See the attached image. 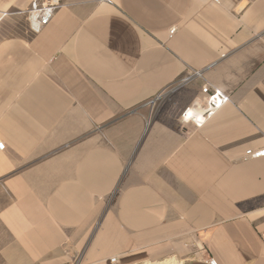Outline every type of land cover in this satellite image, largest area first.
<instances>
[{"label":"crops","instance_id":"obj_1","mask_svg":"<svg viewBox=\"0 0 264 264\" xmlns=\"http://www.w3.org/2000/svg\"><path fill=\"white\" fill-rule=\"evenodd\" d=\"M33 1L0 0V264H264V0H62L39 34Z\"/></svg>","mask_w":264,"mask_h":264},{"label":"built area","instance_id":"obj_2","mask_svg":"<svg viewBox=\"0 0 264 264\" xmlns=\"http://www.w3.org/2000/svg\"><path fill=\"white\" fill-rule=\"evenodd\" d=\"M62 6V0H35L32 2L28 12L30 26L35 34L41 33L53 21L56 12ZM175 30L171 31V36ZM193 77H201V73H195ZM191 77L184 80L189 82ZM231 98L224 91L215 89L210 85L202 88L201 95L197 97L181 114L185 124H192L196 128L204 127L225 105L230 103ZM5 144L0 141V151H4ZM247 159H264V149H249L246 152ZM112 263L116 259L111 260ZM208 264H217L213 259L207 260Z\"/></svg>","mask_w":264,"mask_h":264}]
</instances>
